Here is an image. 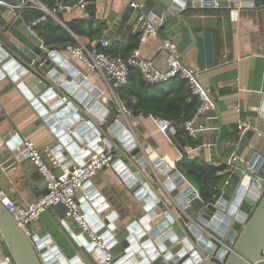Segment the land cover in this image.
Here are the masks:
<instances>
[{
    "label": "water",
    "instance_id": "1",
    "mask_svg": "<svg viewBox=\"0 0 264 264\" xmlns=\"http://www.w3.org/2000/svg\"><path fill=\"white\" fill-rule=\"evenodd\" d=\"M216 2L218 7H264V0H144L152 10L149 18L158 27L166 12L174 18L189 8L215 7ZM40 16L41 11L20 10L5 28L6 39L0 36V80L11 81L0 97L18 88L28 100L24 107L36 109L38 121L49 124L58 138L57 145L71 143L54 158L56 163L81 164L105 145L121 156L113 167L140 201L139 222L126 226L117 213L102 218L97 211L107 207L95 210L98 204L91 203L92 198L81 205L106 243L110 264H264V90L251 92L245 114L249 128L231 146L233 155L224 158L229 168L220 196L208 203L169 157L156 155L148 143L136 140L125 115L116 116L108 107L112 99L102 88L44 45L34 31L36 25L31 26ZM16 135L0 137V154L9 153L6 147L14 154L20 146L25 148L22 135ZM71 152L73 156L68 155ZM0 230L16 264H107L104 251L84 234L74 235L78 248L72 243L74 252L68 256L46 229L29 236L1 200ZM0 264L10 262L3 255Z\"/></svg>",
    "mask_w": 264,
    "mask_h": 264
},
{
    "label": "crops",
    "instance_id": "2",
    "mask_svg": "<svg viewBox=\"0 0 264 264\" xmlns=\"http://www.w3.org/2000/svg\"><path fill=\"white\" fill-rule=\"evenodd\" d=\"M7 1L18 3L21 0ZM130 2H134L135 6ZM234 9L238 11L234 12ZM186 10L174 18L166 12L158 32L149 35L147 40L138 47L144 58L152 61L159 70L164 72L168 70V65L162 40L169 38L177 44L183 64L200 72L201 82L218 109L211 110L200 118V123L208 127L199 137L203 143L197 147L186 146L182 149L174 142L175 134L182 125L175 128L174 124L161 117L131 114L126 121L137 141L148 143L156 155L163 158L169 157L176 164L177 170L199 192L194 181L182 171L180 162L186 155L190 160L227 167L228 163L224 161V158L233 155L231 146L235 147L238 143L239 134L236 132V127L239 120L245 121L251 92L264 90V7L244 8L242 4H230L228 7L203 6ZM87 12V16L90 13V18H93L95 22L107 26L104 36L111 35L109 39L111 45L117 42L119 49L126 48L131 42L132 35L138 29L141 15L145 14L152 22L149 18L152 10L144 4V0H90ZM87 16L78 10L63 11L58 13V19H54L70 30L66 22ZM12 17L16 16L11 15L7 8L0 5V36L4 39L7 37L5 28ZM24 22L25 17L21 18L20 23ZM31 26H34L33 21ZM35 27L34 31L44 40V45L52 52L57 51L54 53L55 56H60L63 62L67 61L79 67L92 83L102 88L104 93L111 97L112 102L108 107H111L112 113L116 116L119 115L121 112L118 111V106L113 99V92H117L119 88L117 82L104 80L98 70L88 67L83 61L74 57L66 47H53L38 26ZM13 29L17 31L16 28ZM76 36L88 46L95 45L101 39L90 40L86 36ZM10 83L7 77L0 80V91L2 92ZM27 102L21 90L16 87L0 97V137L4 138L10 132H14L15 135L21 134L24 142L30 140L35 143L55 170L60 171L70 167L69 163L64 166L53 160L65 148H70L71 143L67 146L66 144L58 146V138L53 134L49 124L38 121L40 117L36 109L31 105L24 107ZM236 103L241 105V112L236 110ZM122 105L124 106L123 102ZM112 115L110 114L109 117L113 118ZM163 121L168 122L172 127L170 132L161 130ZM114 141L123 147L120 140L114 138ZM20 147L22 149V146ZM104 147L108 148L107 145ZM101 148L99 147L98 150ZM21 149H16L17 153L20 152L14 154L11 148L6 147V152L9 153L0 154V188L13 201L25 206L45 195L48 189L43 176L31 162L27 150ZM68 155L73 156L72 152ZM120 157L118 153H115L114 163ZM123 161L127 163L124 158ZM76 163L74 161V164ZM226 170L218 173L223 175L221 187L225 181ZM77 199L81 205L88 201L98 204L95 210L106 206V209L97 211L101 213L99 215L103 218L117 213L118 219L126 226L139 222V216L143 214L140 201L119 177L113 165L94 176L86 187L77 193ZM55 220L59 226L55 224ZM30 228L33 234L46 229L66 256L74 252V248H71L72 243L77 247L74 235L82 234L79 226L66 213L63 205L50 208L38 221L31 223ZM0 247L3 249L0 257L3 255L4 258L12 257L3 237H0ZM10 264H16L13 258Z\"/></svg>",
    "mask_w": 264,
    "mask_h": 264
},
{
    "label": "built area",
    "instance_id": "3",
    "mask_svg": "<svg viewBox=\"0 0 264 264\" xmlns=\"http://www.w3.org/2000/svg\"><path fill=\"white\" fill-rule=\"evenodd\" d=\"M90 0H77L73 3H65L64 0H55V6L50 7L44 0H21L18 3L0 0V5L7 8L11 15L17 16L18 12L23 9L31 8L37 12L41 11L42 16L33 20V25L47 20L48 16L55 19L58 13L66 11L72 12L78 10L83 15L87 16V6ZM135 6L134 2H130ZM218 7V2L215 3ZM238 9H234L237 12ZM136 31L141 32L140 44L144 43L148 36L158 32V26L154 25L144 14L139 17V25ZM74 35V34H73ZM75 44H68L66 49L76 58L83 61L88 67L98 70L104 80H114L118 86L126 85L129 80L130 70L136 69L141 74L143 80L147 83H160L179 76L186 79L192 94L199 97L200 105L193 117L184 122V128L192 138H198L202 131L208 127L200 123V118L207 112L215 109V102L210 96L208 90L202 84L200 72L190 66L183 64L177 44L169 38L162 40L163 48L166 52L167 71L159 70L152 61L147 60L141 54L140 47H137L132 54L127 57L113 56L108 54L105 49L110 45V40L107 36H103L99 44L89 47L79 37L74 35ZM113 99L118 106V111L124 114L126 120L132 111L122 105L118 91L113 92ZM235 108L238 112L242 111L239 103H236ZM240 134H243L249 125L239 120L237 125ZM163 132H170L172 127L168 122L163 121L161 124ZM25 148L29 158L34 166L43 176L48 192L37 199L35 202L21 205L13 201L7 193L0 188V200L15 218L19 220L20 225L24 228L29 236L33 235L30 228L31 223L38 221L50 208L56 205H63L68 210V215L77 223L81 233L86 236L89 241L102 249L107 256L106 263L110 264L111 255L106 248L102 236L98 235L93 226L87 220L86 213L82 209L81 204L77 199V193L82 190L90 180L100 171L112 167L114 163V154L111 147H102L81 164H74L69 168L64 169L61 173L55 170L48 162L43 152L35 145L33 141H25ZM0 237H3L0 230ZM227 252L229 249L226 250ZM12 257H5L6 262H11Z\"/></svg>",
    "mask_w": 264,
    "mask_h": 264
},
{
    "label": "trees",
    "instance_id": "4",
    "mask_svg": "<svg viewBox=\"0 0 264 264\" xmlns=\"http://www.w3.org/2000/svg\"><path fill=\"white\" fill-rule=\"evenodd\" d=\"M76 1L64 0L65 3ZM44 2L50 7L55 6V0H44ZM66 24L70 30L58 23L53 17L48 16L44 23L41 22L37 26L55 48L75 44L76 39L72 33L80 37L86 36L90 40L102 38L107 27L105 24L97 23L93 18H90V13L87 17H77L66 22ZM140 36L141 32L136 31L126 48L119 49L118 43L115 42L112 45L110 43L105 51L113 56L127 57L139 46ZM118 94L124 106L130 109L132 114L161 117L174 124L175 128L182 125L174 137V142L182 149L186 146L197 147L203 143V140L199 139L200 136L192 138L184 128V122L193 117L200 105L199 97L192 94L186 79L176 76L165 82L147 83L139 71L132 68L128 83L119 86ZM236 128V132L239 134V129ZM180 166L182 171L198 186L200 196L204 201L209 203L219 198L223 175H218V173L226 170L228 165L227 167L225 165L221 167L208 165L199 160H190L185 155Z\"/></svg>",
    "mask_w": 264,
    "mask_h": 264
}]
</instances>
